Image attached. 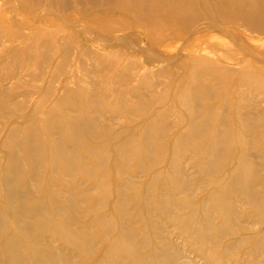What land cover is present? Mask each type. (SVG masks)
Returning <instances> with one entry per match:
<instances>
[{"label": "bare ground", "instance_id": "bare-ground-1", "mask_svg": "<svg viewBox=\"0 0 264 264\" xmlns=\"http://www.w3.org/2000/svg\"><path fill=\"white\" fill-rule=\"evenodd\" d=\"M19 1L25 12L42 3ZM47 1L61 11L73 6L76 19L92 30H137L147 45L170 52L176 45L161 47L151 33L166 30L163 14L183 31L164 40L184 38L204 16L221 33L189 35L181 72L168 90L175 108L162 103L168 97L151 101L143 88L152 73L126 44L92 54L103 76L117 81L112 95L81 83L60 95L50 87L24 113L26 99L15 101L0 85V264H242L240 255L264 264V108L247 95H264V0ZM6 20L0 18V29ZM40 22L16 36L0 30L7 42H19L3 44L10 48L0 68L24 65L37 79L70 46L72 20ZM220 22L243 27L246 36ZM63 54L60 66L73 59ZM77 58L83 74L97 73L83 54ZM129 82L132 87H123ZM153 103L163 106L155 110ZM106 108L123 119L119 129L102 122ZM172 111L176 135L166 121L172 114H164ZM186 157L197 168L195 183L182 163ZM169 224L187 248L175 243Z\"/></svg>", "mask_w": 264, "mask_h": 264}, {"label": "rangeland", "instance_id": "rangeland-1", "mask_svg": "<svg viewBox=\"0 0 264 264\" xmlns=\"http://www.w3.org/2000/svg\"><path fill=\"white\" fill-rule=\"evenodd\" d=\"M69 1L70 3H72V0H69ZM47 2H48L47 0H42V3L39 5L37 9H35L36 6L34 4L29 5V3H27L29 5L30 10L27 9V11L25 12V10L22 9L21 3L19 0H0V9H1L0 18L1 17L6 18L7 19L6 23L8 24V25L6 24V30L5 29H0V30L8 31L9 29L8 32L11 33L10 35L12 36H16V34L18 35V33L22 31H29V29L33 28L34 26L36 27L37 25L42 24L40 21H42L44 17L48 19L49 21H50V18H55L56 20H59L60 25H63V26H65V24L61 22L63 21V18L65 19L66 22H68L69 20L70 21L72 20L74 22L73 25L68 26V27H71L73 31L75 30L73 34L72 33L70 34V37H72L70 38L71 40L67 37L65 38V40L69 39L70 43L69 41L68 43L71 47L63 45L64 47H67V48H64V47L60 48L58 50V53H56V55H54L53 58L51 59L52 61H50L48 65L40 69V71L38 72L39 75L41 74L40 78L38 77L37 79H33L30 73L31 69H29L28 67L24 65L16 64L15 66V64L9 63L8 65L6 64L0 68V85L3 88V93H5L4 95H9V94L14 95L15 101L22 100L23 98H25L26 107L24 109V113L30 112L31 111L30 109L32 107L31 102L33 103V101L37 99L39 95H42L46 91V88H50V87L54 91L53 95H60V93L63 91L64 88H70V87H73L76 83H81L85 85L86 87L94 88V93L112 95L110 88L113 87V83H116L117 81H112L108 79L106 76H103V73L105 72L103 69L104 66L103 65L96 66L95 64L96 61H94L95 58H94V55L92 54L112 53V52L120 50L121 47L123 48L126 45H129V48H131L130 51L128 50V54L134 57L132 59H135V60L138 59L137 61L140 63V65L143 68L147 69L148 72L152 73L153 80L148 81L146 84V87L143 88V89H147L145 91H146V94L149 95L150 98L152 99L151 101L157 102L158 97H165V98L168 97L166 100L164 99L162 103H164V106L166 107L170 105L174 107L175 100L173 99V96L171 95V93H169L170 91L168 90H170V88L172 87V84H174V82L178 79V75L181 72L179 69V67L181 66L180 62L184 54L185 45L186 43H188V40L190 37L189 35H191L192 31L194 30L196 32L203 31L206 34H211V33L220 34L221 33L219 29H216L214 27L215 24L212 23L213 20H211L208 16H204L199 21H196L197 23L192 25L191 26L192 28L188 32L185 31V33L182 34L184 38L182 37L180 39H176L175 41H171L168 39V37L167 38L165 37V40H164V36L168 34L175 33L176 35H178L183 31L181 27H178V26L171 27L167 22V19H170V16L163 14L161 16H158V18L161 19L162 21L161 24H164L166 26V30L165 31L163 30L160 33V35H157L158 34L157 31L153 29L151 30V33L154 38L159 40V42L161 43V47H163L164 44H168L169 42H172L174 45H176V48L170 52V51H165L164 49L156 48L155 46L147 45L146 41L144 40V37H142V33L140 31L137 32V30L136 31L134 30H115V31H110V32L92 30L89 27L88 23L82 20L76 19L75 16H77V12L73 8V6L69 7L68 9L64 11H61L58 8L55 9L54 7L50 6L49 3ZM49 8L51 9L49 10ZM90 13L93 14L94 10H91ZM119 14H116V16ZM25 19L29 20L30 22H24ZM128 19L132 20L130 16H128ZM70 21L68 22L69 24H71ZM78 21H79V24H78ZM97 21L99 22L100 20H96L95 22ZM82 27L86 30V32L84 30H81ZM220 27L224 29L237 30L240 33H244L247 31V30H244V28L241 26H238V25L225 26L221 22H220ZM79 28L80 30H78ZM109 34L111 35L109 36ZM126 35L128 36V38L126 37ZM243 35L246 36L245 33ZM90 36H92L93 38ZM94 36H97L98 38L100 37V39H103V40L95 41ZM101 37H104L106 39L101 38ZM116 37H118L119 40L120 39L122 40H120L117 43H114L113 45L106 44L107 38H116ZM259 38L264 43V35H259ZM7 41L8 39H6V37L2 33L0 35V58L8 54L5 48L8 49L9 46L19 44V42L16 40L13 42L9 40L10 43ZM59 41H62V40H59ZM3 44L9 45V46L5 47V45L3 46ZM70 50L71 52H69ZM63 51L65 54H70L71 58L73 59L70 60L69 62H66L65 64H62V66H60L58 64V59L61 55H64ZM81 53L83 54V59L85 60L84 61L85 64L88 63V65L94 66V68L97 67V70H98L97 73H100V75H98L97 73H91L90 75H86L82 73L81 71L82 68L80 67L78 58H77L79 56H82ZM263 53H264V50H263ZM87 55L89 56L88 58L86 57ZM152 56H154V58L156 56L157 57L156 59H154ZM158 57L161 59H164L165 61L160 60ZM114 71L113 72L117 74V71L116 70ZM173 71H174V74H173ZM54 73H56V75H54ZM173 79H176V80H173ZM132 86H133L132 82L131 83L129 82L123 85V87H127V88H130ZM240 90L243 92L246 91L245 87H240ZM0 95H3V94L1 93ZM247 95H252L253 96L252 98H254V101H257L259 106L264 108V95L257 94V93H250V94L248 93ZM162 103H153V105L157 104V105H154L155 110L161 109L163 106ZM106 109H104L102 113V115L106 118V120H102V122L103 123L109 122L112 124L113 127L115 126L114 127L115 129H119L120 126L123 125V119L117 118L115 116L116 113L114 110H111L110 108H108L107 110ZM173 110L175 111V109ZM174 111H172L171 113L169 112L164 113L166 116L169 114H172L170 115L172 117L167 116V119H166V116L163 115L164 120L165 119L166 121L168 120L170 125H172V129L169 131V132H172L171 133L172 135H176L180 131V128L175 126L177 114ZM186 159L185 158L182 159L183 160L182 163L183 164L185 163L184 165H186V162H187L186 166H187V171H188V178L190 182L195 183V181L197 180L196 178L197 168L189 166L188 161L191 164V160L188 157H186ZM166 226L168 227V222ZM168 229H169V232L173 236V240L180 247V249L183 250L187 248L186 243L183 241L184 239L182 237H179L180 235H178L177 229H175L173 226H170V224H169ZM190 256L192 257L194 255L190 254ZM240 256L241 257L238 259V262H240V260L243 261V257H244V262H246V264L250 263V261L245 255H240ZM244 262H242V264Z\"/></svg>", "mask_w": 264, "mask_h": 264}]
</instances>
